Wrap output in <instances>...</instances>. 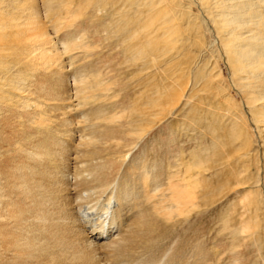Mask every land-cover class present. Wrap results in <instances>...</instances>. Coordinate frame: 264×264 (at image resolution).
I'll use <instances>...</instances> for the list:
<instances>
[{
	"label": "bare ground",
	"instance_id": "obj_1",
	"mask_svg": "<svg viewBox=\"0 0 264 264\" xmlns=\"http://www.w3.org/2000/svg\"><path fill=\"white\" fill-rule=\"evenodd\" d=\"M88 1H84V2L87 3ZM97 1H99V0H97ZM117 1H119V0H117ZM117 1H115V2H117ZM150 1H153V0H150ZM199 1H200V4L205 7L204 9H205L208 17H211L214 20L216 28H217L218 32L220 33L219 38L221 39V43L223 44L222 48L224 49V51L226 53L225 57H227L228 60H230L233 63L232 66H233L234 70H233V73H231V74H233V76L234 75L236 76L238 73L239 74L241 73V75H245V77H242V76L239 77V83H237V84H239V86L242 87L241 91L243 92L242 98H243L244 104H246L247 107L249 106L250 108H251V106L255 107V109L258 111L256 113L257 115L255 113L254 114L256 115L255 120L257 121V123L261 124V129H259L260 127L258 128L256 126V128L254 127L251 130L260 132L259 133V136H260L262 133H264V0H199ZM29 2H28V0H0V264H182V262L179 261V258L172 257L173 256L172 250L174 248H178V246H177L178 244L174 243L173 246L170 247V249H168V250L165 249V247H167V241L168 240L163 241L166 239H164V238L162 239V236L164 235V234H162L164 225L160 221V219L161 218L165 219V223L166 222L169 223L173 219H175L177 217L186 216L189 213H191L192 211H194L196 208L201 207V205L199 203V194H200L199 188L202 186L203 180L200 178H197V175L200 174L201 163L200 162L199 163H196V162L190 163L189 167H188L189 171L186 174H184L182 176L179 175V173L174 174V176H172V177H170V176H169V178L167 177V181H163L162 179L160 180L158 178L159 176H152V175H150V171L145 170V173L141 174V175H144L145 177L140 176V178L142 177L144 179V181H143L144 182L143 183L144 191L142 192V194L134 192L133 191L134 189L132 190L133 185H130L129 180L126 179L125 177H123V175L121 174V168H122L123 162L128 161V160L132 159L133 157H135V155H133L134 154L133 151L138 146V143H136V141L138 140L137 138H141L142 136H144V130L145 129H143V128H146V127L140 126L135 121V123L140 126L139 129L135 128V130H133V131L130 130L131 133L130 132L128 133L127 131H125L126 134H121V130L119 128L115 127L116 123L114 124V126L113 125L111 126V125L105 124V121L107 120V122H110V123L113 121H120V122H124L126 124L125 121H122V113L120 114L118 112L116 114H113L112 117H110V118L109 117L104 118V116L106 115L105 113H102V112H104V106L98 105L97 102H96V104L98 106H96V107H91L90 105H88L93 101V100L91 101V98L94 97L92 94L87 95L89 90L95 92L97 90V88L99 89L102 87V89H105V87L103 88L104 81L108 78L105 75L110 73L112 69L107 70L105 72V71H103L102 67H106V66L108 67V65H105L103 63L108 62L109 60L107 61V59L105 60V59H103V57L98 58L96 56L98 54L97 53L98 51L97 52L91 51V53L87 57H93V58L97 57V60L94 59L91 61H87L86 63L80 64L79 67H77L78 66L77 65L75 76L71 79L70 75H69L70 73L68 74V71L72 68L73 63H74V59H71V61L69 63L71 68L68 70L67 69L68 64L66 65V63L64 61L65 59H63L62 53L59 51L58 46L56 47L57 44L54 43L53 37H51L50 33L48 32V30H46L47 28H45V26L42 22V19L40 16L41 14L37 10V1L31 0L32 5H29ZM50 2H51V0H50ZM64 2H66V1L64 0ZM72 2H73V0H72ZM130 2H131V0H130ZM157 2L159 3V6H160V3H164V4L168 5V0H158ZM191 2H192V0H191ZM88 3H90V2H88ZM123 3H121L120 5L122 6ZM142 3L145 4V2H142ZM142 3H141V5H142ZM158 3L156 6H155L156 3H154V6H153V7H158L157 10L160 9L158 6ZM87 4H84L85 7ZM133 4H135V3H133ZM147 4H148V6L151 5L150 2L149 3L147 2ZM187 5H189V4H187ZM194 6H196V5H194ZM127 7H128V5H127ZM153 7L151 6L150 10L153 9ZM162 7H164V5L161 6V8ZM76 8H78V7H76ZM131 8H133V10H137V8L139 9V7H137V8L131 7ZM134 8H136V9H134ZM141 8H143V7H141ZM147 8H149V7H147ZM64 9H65V7H64ZM116 9H118V8H116ZM116 9H114V10H116ZM166 9H168V8H166ZM177 9H180V8H177ZM146 10H148V9H146ZM150 10H148V11H150ZM101 11H103V9ZM152 11H154V10H152ZM164 11H165V9H164ZM164 11H163V15L164 14L167 15L166 12L164 13ZM188 11H190V10H188ZM84 12H86V11H84ZM84 12L82 11L81 13H84ZM88 12H89V10H87V13ZM137 12H138V14L140 13L139 11H137ZM143 12H144V10H143ZM129 13L132 14L131 12H129ZM148 13H146V16L151 14L150 12H148ZM160 13L161 12H159L158 14L161 15ZM119 14H120V12H119ZM144 14H145V12H144ZM99 15H101V14H99ZM133 15L134 14H132V18H133ZM181 16H182V18H184V16L182 14H181ZM110 17L112 18L111 15H110ZM122 17L120 16L121 19H122ZM142 17H140V19ZM154 17L158 18L156 16H154ZM147 18H143L144 21H142V19H141V21L144 23V25L142 24L140 32L143 30V33H142L143 35H144L145 31L146 32L148 31L147 33H149V28H150L149 26H151V24H152V23H145L146 22L145 19H147ZM108 19H110V18L108 17L106 19V21ZM121 19H120V22H121ZM130 19H131V17H129V20ZM134 19L141 23V21H139L140 20L139 17L138 18H137V16L134 17L132 19V21ZM151 19H153V16H151ZM176 19H179V18L176 17ZM67 20L68 19H66V21ZM76 20H78V19H76ZM101 20H102V17H101ZM165 20H168L169 22H171V18H167V19L165 18ZM172 20H174V18H172ZM103 21L100 23H103ZM177 21H180V20H177ZM149 22H150V19H149ZM156 22H157V19H156ZM169 22H167V23H169ZM195 22H194V26H195ZM107 23L111 24L112 21H111V23L110 22H107ZM114 23H116V22H114ZM127 23H128V21H127ZM137 23H134V24H136V26H137L138 25ZM157 23H159V22H157ZM178 23H176V24H178ZM104 24H106V23H104ZM124 24H126V23H124ZM164 24H165V22H164ZM198 24H199V22L197 23V25ZM65 25L67 26V24H65ZM65 25L59 24L58 28H54V29L57 30V32H58V29L63 28ZM86 25H87V23H86ZM96 25L97 24H95V26ZM116 25L114 24L113 26H116ZM159 25H160V23H159ZM179 25H181V24H179ZM179 25H177V27ZM106 26H107V24H106ZM134 26L135 25H133L132 27H134ZM140 26H141V24H140ZM126 27H125V31H127ZM100 28H101V26H100ZM158 28H160V27H158ZM158 28L157 29L155 28V29L158 30ZM170 28H173V30H171L172 32L175 31V29L177 30L176 26H174V27L170 26ZM170 28L169 29L166 28L165 31L162 30V29H164V28H162L161 31H163L164 33L160 31L161 34H159V35H162V33H163V38L166 39V43L169 41V38L171 40ZM178 28H180V27H178ZM71 29H73V27ZM105 29H106V27H105ZM138 29H139V27H138ZM197 29H199V28H197ZM98 30H100V29L98 28ZM93 31H95V29ZM111 31H112V29H111ZM131 31H132V29H131ZM179 31L180 30L178 29L177 33ZM122 32L124 34L123 30H122ZM135 32L136 31H134V34H135ZM151 32H150V34L146 33V36H149V38L145 37L146 39H148L145 41H150V43L154 42V41H151L152 39H155ZM183 32H184V30H183ZM120 33H121V30H120ZM196 33L197 32H195V34ZM198 33H201V31ZM128 34H130V33H128ZM175 34L176 33H174V35ZM207 34H205V35H207ZM143 35H142V37L144 38ZM171 35H173V34H171ZM217 35H218V33H217ZM68 36H69V34H68ZM132 36H133V38H135L133 34H131V37H129V36L128 37L132 38ZM176 36H178V39H179V36H181V35L177 34ZM175 37H174V39L177 38V37L176 38ZM207 37H209V36H207ZM76 38H78V37H76ZM140 38L138 40H140ZM188 38H189V35H188L187 39ZM202 38L200 37L198 39H202ZM68 39H70V38H68ZM178 39H177V41L172 40L173 43L175 42V44H176V42H178L179 40H182V39H179V40ZM216 39H218V38H216ZM210 41H212V40L210 39ZM57 42H59V41H57ZM87 42H89V41H87ZM123 42L124 41H122V43ZM128 42H130V40ZM155 42L157 43V41H155ZM182 42H180L181 45H183ZM203 42L205 43L206 41H202V43ZM99 43H100V41H99ZM160 43L162 44V46H165V47L170 46V45L168 46V44L164 45L162 42H160ZM168 43H170V42H168ZM175 44H174V46L177 47V45L179 43L177 45H175ZM81 45H83V44H81ZM81 45L77 43V40L76 41L74 40V42H71V43H69V42L64 43L63 42L64 48L63 47L62 48L65 50V53H67V52L70 53L71 50H76V49L80 48ZM85 45H89V44H85ZM202 45L200 47H202L204 49L203 46H205V45H203V46ZM218 45H220V43ZM92 46L94 47L95 45H92ZM162 46L160 47V49L162 48ZM174 46H172V47H174ZM143 47H144V45H143ZM149 47L150 46H148V48ZM95 48L96 47H94V49ZM153 48L154 47H152V50H153ZM202 48H200L201 52L203 50ZM85 49L89 50L87 47H85ZM91 49H93V48L91 47ZM131 49L133 50V48H131ZM197 49H198V47H197ZM212 49H214V48H212ZM218 49L219 48H217V50ZM60 50H61V48H60ZM87 50H85V52ZM154 50H155V48H154ZM125 52H126V50H125ZM161 53H163V52H161ZM166 53L167 52L165 50V54ZM77 54H79V52ZM114 54L112 56H114V58H115L116 54L115 55ZM181 54H183V53H181ZM199 54H200V52H199ZM122 55H124V54H122ZM98 56H100V55L98 54ZM102 56H104V55L102 54ZM110 57H111V54H110ZM119 57H121V56H119ZM168 57H169V55H168ZM162 58H164V57H162ZM165 58H167V57H165ZM144 59L146 61V58H144ZM177 59L179 60V58H177ZM197 60H196V62H197ZM227 63H228V61H227ZM26 64H28V66ZM112 64H113V62H112ZM213 65H214V63H213ZM207 66L208 65H206V67ZM28 67H30V69H32L33 73L35 72L37 74V76H36L37 78L35 79L36 82L34 81L36 83L35 84L36 88H35V90L32 91V93H30V89L24 90V88L22 87V86L28 87L30 85L29 84V82H30L29 77L30 76L28 77L29 74L25 73V70L27 71ZM215 67L218 68V66H215ZM141 69H142V67H141ZM159 69H161V68H159ZM214 69H216V68H214ZM180 70H182V68ZM195 70H196V68H195ZM152 71L154 72L155 70L153 69L149 72L153 73ZM28 72L31 73L30 71H28ZM94 72H95V74H94ZM35 73H34V75H35ZM211 73H213V72H211ZM184 75H186V74L184 73ZM103 76H105L106 78H103ZM108 76L110 78L112 77V75L111 76L108 75ZM169 76H170V73H169ZM195 77H196V75H195ZM149 78L151 79V76ZM176 78H178V77H176ZM202 78H203V76H202ZM31 80H32V78H31ZM115 80L116 79H114V81ZM244 80H246V81H244ZM109 81H110V79H109ZM211 81H213V80H211ZM143 82L144 81H142L141 83H143ZM167 82L169 83V81H166L165 84ZM216 82H217V79H216ZM231 82H233V81H231ZM114 83H116V82H113V84ZM163 83H164V81H163ZM153 84H154V86L156 85V83H153ZM174 84H176V83H174ZM69 85L71 87H69ZM120 85H118V86H120ZM149 85H147V87H149ZM166 85H169V84H166ZM144 86H142V88ZM186 86L179 85V88L174 91V95L171 93V89H169L170 92L168 90V92L173 95L172 96L170 94V98L172 97L171 99L174 101V103L176 105L178 102H180V100L182 98L187 97L185 94L186 93ZM155 87H156V91H158V90L161 91V89H157L158 85ZM162 87H164V86L162 85ZM233 87H235V86H233ZM70 88H74V90L71 89V91H70ZM215 88L219 89V87H215ZM117 90H115V92ZM153 90H155V89H153ZM203 90H205V89H203ZM221 90H222V88H221ZM23 91H24V93L27 92V94L26 93L24 94ZM124 91H126V90H124ZM141 91H143V89ZM156 91H154V92L156 93ZM197 92H198V90H197ZM145 93H147V92H145ZM158 93H159V91H158ZM112 94H114V92H112ZM122 94H124V93H122ZM151 94H153V93H151ZM226 94H227V92H226ZM33 95H35V96H33ZM146 95L148 97L149 94H146ZM159 95L160 94H158L157 96H159ZM163 95H166V93H164ZM199 95H201V93ZM167 96H169V94H167ZM209 96L210 95H208L207 97H209ZM218 96L219 95H217V97ZM150 97H152V96H150ZM212 97H213V95H212ZM111 98H110V100H111ZM121 98H123V96ZM159 98H161V96ZM165 98L166 97H164V99H162V100L165 101L166 100ZM167 98H169V97H167ZM228 98L229 97H227V100H229ZM232 98H233V96H232ZM199 99H201V98H199ZM223 99H225V98H223ZM102 100H104V99H102ZM143 100H145V99L143 98ZM155 100H156V98H155ZM167 100L169 101V99H167ZM211 100H210V102H211ZM120 101H121V99H120ZM200 101H202V99ZM200 101H198L199 104H200ZM206 101H208V100H206ZM75 102H77L76 104H77V107H79V109L84 108V107L86 108V106L91 107L90 110H88V112L85 113L84 117L82 118L84 120L81 122H78L79 125L76 123L77 127L74 126L73 118H72V111L74 110V107H76V106H74ZM112 102L114 104V101H112ZM140 102H141V100H140ZM158 102L159 101L153 102V100H152L151 101V107L153 108L152 104H154V107H155V108H153L154 111H152V108L150 110H149V108L148 109L146 108L149 111H147L148 113L146 112L147 114H143V116L147 115L146 118L145 117L144 118L147 122H149V124H150L149 126H151V123H153V122H151V120H152L151 117L152 118H154L155 116L158 117L159 114L161 115L160 112L162 111V113H163V110H165V106L162 105V104H165V102H162V103L161 102L158 103ZM210 102H209V104H210ZM221 102H222V100H221ZM122 104H123V102H122ZM131 104H132V102H131ZM157 104H159V105H157ZM175 104H173V105H175ZM201 104H203V102H201ZM204 104H205V101H204ZM240 104H241V101H240ZM101 105H103V104H101ZM118 105H120V104H118ZM165 105L169 107V105H167V102ZM190 105H191V102H190ZM94 106H95V104H94ZM158 106L159 107L161 106L162 108L160 107L161 109L157 111ZM224 106L227 110L228 106H227V104L225 105V102H224ZM115 107H112V109ZM122 108H125V107H122ZM169 109H170V107H169ZM212 109H213V107H212ZM206 110H208V108ZM142 111L144 112V110H142ZM166 111L168 114L167 109H166ZM171 111H172V109L170 110V112ZM188 112H189V110H188ZM12 113H15V115H13ZM213 113H214V110H213ZM82 114H84V112ZM138 114L139 113H137V115ZM141 114L142 113H140L139 115H141ZM165 114H166V112H165ZM193 114H194V112H193ZM199 114H200L199 116L201 117L202 113H199ZM90 115H96V118L100 119L99 123H97L95 120H94L95 122H93ZM196 115H198V114H196ZM77 116H81V115H77ZM127 116H129V115H127ZM127 116H125V117H127ZM75 117H76V115H75ZM89 117H90V119H89ZM134 118H133V120H134ZM184 118H186V117H184ZM197 119L200 120L199 118H197ZM197 119H196V122H197ZM133 120H132V123H134ZM154 120H156V119L154 118ZM191 120H189V121H191ZM159 121H160V119H159ZM124 123H122V125ZM130 123L127 122V125L129 124V127H130ZM154 123H155V121H154ZM81 124H83L84 126L82 125V127H81L80 126ZM228 124H230V123H228ZM132 125H131V127H132ZM195 125H197V124L195 123ZM200 125H198V126H200ZM245 126L246 127L250 126L249 120H248V122L245 121ZM129 127H128V130H129ZM131 127H130V129H131ZM154 127H156V124ZM229 127H231V125ZM120 128H121V126H120ZM124 128H126V127H124ZM206 129H208V128H205V130ZM125 130H127V129H125ZM248 131H247V134H248ZM76 136H78V137H76ZM260 137H262V135ZM75 138H79L78 142H77V140H75ZM146 140H147V138H146ZM263 145H261V146L264 147ZM251 147H253L252 143H251ZM253 149L255 150V148H253ZM247 150H248V148H247ZM263 151H264V149H263ZM248 152H249V150H248ZM240 153H241V149H240ZM246 154L247 153H245V155ZM252 154L254 157V152ZM144 156H145V154H144ZM241 158H243V155ZM241 158H240V160H241ZM246 159H248V158H246ZM249 159L250 160H248V162L251 161V158H249ZM257 160L258 159L255 160V158H254L255 162ZM235 161H237V160L235 159ZM245 161H247V160H245ZM245 161H240V162H245ZM245 164H247V163H245ZM255 166H256V164L254 165V167ZM258 166H260V164ZM261 167L263 168V166H261ZM245 170H244V173H245ZM241 172H239V173H241ZM249 175H250V171H249ZM250 177H249V179H250ZM123 181L125 183H123ZM132 181H134V179ZM215 181H217V180H215ZM250 181H251V179H250ZM131 184H133V182H131ZM249 184H250V182H249ZM250 185H249V187H251ZM164 186H165V188H164ZM135 189H136V187H135ZM232 189H234V188H232ZM232 189H230V190H232ZM259 190H261V189H259ZM247 192H248V190H247ZM262 192H264V191H262ZM240 193H241V191H240ZM238 194H237V196H238ZM251 194H253V193H251ZM242 195H241V197H243L242 204L244 205L243 216H245L246 212H248L247 206L245 205V202L250 200V194H248V195L246 194L245 196H242ZM142 196L145 199V203H148L147 206H145V204H143V201L140 202V199ZM225 197H226V195H225ZM238 202H240V201H238ZM207 203H208V201H207ZM249 205H250V203H249ZM233 206H235V205H233ZM229 207H231V205ZM229 207H228V209H229ZM83 208H85V210ZM258 211H259V209H258ZM225 217H227V216H225ZM261 217H262V215H261ZM253 218H255V217H253ZM226 222H227V220H226ZM252 222H253V220H252ZM225 227H226V225H225ZM225 227H224V229H225ZM224 229H222V230H224ZM249 229H250V227H249L248 223L244 221V223L242 224V229H240L242 231V234H247L246 236H248ZM227 231H229V230H227ZM221 232L222 231H220L219 233H221ZM233 238H234V235L230 240H232ZM247 238H246V240H248ZM249 238H251V237H249ZM257 238H259V237H257ZM226 241H228V240H226ZM163 249H165V252H162V254H160V255L158 254L159 256L158 255L156 256V254H155L156 251H162ZM195 249H198V246H196ZM199 253L200 254H197V252H196L194 259L195 258H197V259H196L195 263H192V264H221V262H222V258H219V257H216V258L213 257L212 258V256L209 257L208 252L202 253L200 251ZM228 254H229V252H228ZM231 255H232V253H231ZM231 255L229 254L227 256H231ZM188 257H189V254H188ZM229 264H239V261L236 260V261L229 263Z\"/></svg>",
	"mask_w": 264,
	"mask_h": 264
},
{
	"label": "rangeland",
	"instance_id": "obj_2",
	"mask_svg": "<svg viewBox=\"0 0 264 264\" xmlns=\"http://www.w3.org/2000/svg\"><path fill=\"white\" fill-rule=\"evenodd\" d=\"M36 1H37V10L41 14L40 16H41L42 22H43L45 28H47L46 30H48L51 37H53L54 43L57 44L56 47L58 46L59 51L62 53L63 59H65L64 61H65L66 65L68 64L67 65L68 70L71 68L69 65L71 59H74L73 66L71 68L72 70L70 69L68 71V74L70 73L69 75H70L71 79L75 76L76 69H77V67H79L80 64L86 63L87 61H91L94 59L97 60V57L98 58L103 57V59H105V60L107 59V61L109 60L108 62L103 63L105 65H108V67L107 66L102 67L103 71H105V72L107 70L112 69L111 70L112 73L110 72L107 75H105L108 77L104 81L103 88L105 87V89H102V87L99 89L97 88V90L95 92L89 90L87 95L92 94L94 97L91 98V101L92 100L93 101L88 105H90L91 107H96L98 105L104 106V112H102V113L106 114L104 116V118H108V117L110 118V117H112L113 114H116L118 112L120 114L122 113V121H125L126 124L124 122H120V121H113L111 123L107 122V120L105 121V124L111 125V126L112 125L114 126V124L116 123L115 127L119 128L121 130V134H126L125 131H127L128 133L129 132L131 133V131L135 130V128L139 129L140 126L146 127V128H143V129H145L144 130V136H142L141 138H137L138 140L136 139L137 140L136 143H138V146L133 151V153H134L133 155H135V157H133L132 159H130L128 161L123 162L122 168H121V174L123 175V177H125L126 179L129 180L130 185H133L132 190L134 189L133 190L134 192L142 194V192L144 191V188H143L144 179L142 177H145V176L141 175V174L145 173V170L150 171V175L159 176L158 178L160 180L162 179L163 181H167V177L168 178H169V176L172 177V176H174V174L179 173V175H181V176L186 174L189 171L188 167H189L190 163H192V162H196V163L200 162L201 163L200 174L197 175V178H200L203 180L202 186L199 188V193H200L199 194V203H200L201 207L196 208L194 211H192L191 213H189L186 216L177 217L169 223H167V222L165 223V219H162V218L160 219V221L164 225L163 233H162V234H164L163 235L164 237L162 236V239L163 238L166 239L163 241L168 240L167 241V247H165V249L166 250L170 249V247H172L174 243L178 244L177 245L178 248H174L172 250V253H173L172 257L179 258V261H181L182 264L195 263V261L197 259V258L194 259L196 252H197V254H200L199 253L200 251L202 253L208 252L209 257L212 256V258L213 257L214 258H216V257L222 258L221 264H227V263L229 264V263H232L236 260L239 261V264H264V234H263L264 233V211H263L264 210V203H263L264 202V192H262V191H264V170H263L264 169V151H263L264 147L261 146L264 144V133H262L261 134L262 137H260L261 136V135L259 136L260 132L251 130L254 127L256 128V126L258 128L260 127L259 129H261V124L257 123V121L255 120V116L257 115L256 113L258 112L255 109V107L251 106V108H250L249 106L247 107V105L244 104L243 98H242L243 92L241 91L242 87H240L239 84H237V83H239V77H241V76L245 77V75H241V73L240 74L238 73L236 76L235 75L233 76V74H231V73H233V70H234V68L232 66L233 63L230 60H228L227 57H225L226 53H225L224 49L222 48L223 44L221 43V39L219 38L220 33L218 32V30L216 28L214 20L211 17H208V15L206 14V11L204 9L205 7L200 4V1L199 0H192V2H191V0H180V1L179 0H168V5H166L164 3H160V6H159V3L157 2L158 0H153V1H150V0H133L132 1L131 0V2H130V0H127V1L126 0H119V1H117V0H99V1H97V0H89V1L84 0V1L90 2V3L87 2L88 4L86 2H84L83 0H73V2H72V0H70V1L65 0L67 3L64 2V0H59V1L58 0H54V1L51 0V2H50V0L49 1L48 0H36ZM115 1H117V2H115ZM28 2H29V5H32L31 0H28ZM142 2H145V4H143ZM147 2L148 3L150 2L151 5L148 6ZM153 2L156 3L155 6L158 3V6L160 8L159 10H157L158 7H153L154 6ZM121 3H123L122 6L120 5ZM133 3H135V4H133ZM141 3H142V5H141ZM84 4H87L86 7ZM187 4H189V5H187ZM127 5H128V7H127ZM163 5H164V7L161 8V6H163ZM194 5H196V6H194ZM151 6L153 7V9L150 10ZM64 7H65V9H64ZM76 7H78V8H76ZM131 7H136V8L139 7V9L137 8V10H133V8H131ZM141 7H143V8H141ZM147 7H149V8H147ZM116 8H118V9H116ZM136 8H134V9H136ZM166 8H168V9H166ZM177 8H180V9H177ZM102 9H103V11H101ZM114 9H116V10H114ZM146 9H148L150 11H148ZM164 9H165V11H164ZM87 10H89L88 13H87ZM143 10H144L145 14H144ZM152 10H154V11H152ZM188 10H190V11H188ZM82 11L83 12L86 11V12L81 13ZM137 11H139V12L141 11L140 12L141 14L140 13L138 14ZM147 11L151 13L150 15H148L149 17L146 16V13H148ZM163 11H164V13L166 12L167 15H165V14L163 15ZM119 12L121 15L119 14ZM129 12L134 14L133 18L137 16V18L139 17V19H140V17H142L144 15L141 18L142 21H144L143 18L148 17L147 19H145L146 20L145 23H152L151 26H149L151 28V29L149 28V33H147L148 31L147 32L145 31V33L143 35L142 34L143 30L140 32L142 24L144 25V23L141 21V19L139 20V21H141V23L136 21L135 19L132 21V19H133L132 14H130ZM159 12H161L160 13L161 15L158 14ZM180 13L184 16V18H182ZM99 14H101V15H99ZM110 15L112 16V18L110 17ZM120 16L121 17L123 16L122 19L120 18ZM151 16H153V19H151ZM154 16H156L158 18H155ZM101 17H102V20H101ZM108 17L110 19H108L106 21V19ZM129 17H131L130 20H129ZM160 17L161 18L163 17V18L161 19ZM176 17L179 19H176ZM75 18L78 20H76ZM165 18L166 19L171 18L172 23L168 21L169 19L165 20ZM172 18H174V20H172ZM66 19H68V20L66 21ZM120 19H121V22H120ZM149 19H150V22H149ZM156 19H157V22H159L161 26L159 25V23L156 22ZM116 20L117 21L119 20V21L117 22ZM177 20H180V21H177ZM102 21H103V23H100ZM111 21H112V23H111ZM127 21H128V23H127ZM197 21L199 22L198 25H197V23H198ZM107 22H110L111 24H109ZM114 22H116V23H114ZM164 22H165V24H164ZM167 22H169V23H167ZM175 22L176 23L179 22V23L176 24ZM194 22H195V26H194ZM86 23H87V25H86ZM104 23H106L107 26ZM124 23H126V24H124ZM134 23L138 24L137 26L139 27V29L136 26V24H134ZM59 24H62V25L67 24V26L66 25L64 27L62 26L63 28H59L58 32H57V30H55L54 28H58ZM95 24H97L96 25L97 27L95 26ZM114 24L115 25L117 24V25L113 26ZM140 24H141V26H140ZM179 24H181V25H179ZM133 25H135L136 27L135 26L132 27ZM177 25H179L178 27H180V28H178ZM100 26L102 29L100 28ZM124 26L126 27L127 31H125ZM170 26L171 27L176 26L177 30L179 29L180 31L177 33V30L174 28L176 31V32L173 31L174 33H176L174 35V33L171 31V30H173V28H170ZM70 27L71 28L73 27V29H71ZM105 27L107 30L105 29ZM158 27L164 28V29L161 28L164 31L166 30V28L167 29L170 28L171 34H173V35L170 34L171 40L169 38V41H168L170 43H168V42L166 43V39L163 38L164 32L161 31V29ZM98 28L100 30H98ZM110 28L112 29V31ZM155 28L156 29L158 28V30H156ZM197 28H199L200 30ZM94 29L96 32L93 31ZM131 29H132V31H131ZM120 30H121V33H120ZM122 30L124 31V34H123ZM183 30H184V32H183ZM134 31H136L135 34H134ZM160 31L163 32L162 35H159V34H161ZM200 31H201V33H198ZM150 32L152 33V35L155 38V39L151 40V41H154L151 43H150V41H145V40H148L146 38H149V36H146V33L150 34ZM195 32H197L196 33L197 35L195 34ZM128 33H130V34H128ZM217 33H218V35H217ZM68 34H69V36H68ZM131 34H133L136 39L133 38V36H132V38H129V37H131ZM141 34L144 36V38L142 37ZM177 34L181 35V36H179V39H182V40L178 39V36H176ZM205 34H207V35H205ZM188 35H189V38L187 39ZM199 36L201 38L202 37L203 38L198 39V38H200ZM207 36H209V37H207ZM76 37H78V38H76ZM174 37L176 39H174ZM68 38H70V39H68ZM139 38H140V40H138ZM209 38L212 41H210ZM216 38H218L219 40ZM177 39L180 42L183 41L182 42L183 45H181V43L179 41L176 42V44H175V42L173 43V41H177ZM74 40L75 41L77 40L78 44H80V45L83 44V45H81V47L76 49V50H71L70 53L69 52L65 53V50L63 49L64 48L63 42L64 43L65 42L71 43V42H74ZM129 40H130V42H128ZM57 41H59V42H57ZM87 41H89V42H87ZM99 41H100V43H99ZM122 41H124V42L122 43ZM155 41H157V43ZM202 41H206V42L202 43ZM160 42H162L164 45L168 44V46L169 45L174 46V44L177 45L178 43L179 44L177 45V47H175V46L174 47H172V46L171 47L170 46L165 47V46H162V44ZM201 43L205 46H203ZM219 43H220V45H218ZM85 44H89V45H85ZM92 45H95L94 47H96V48L94 49V47ZM143 45L145 48L143 47ZM147 45L150 46L149 47L150 49L148 48ZM201 45L204 47V49L202 47H200ZM161 46H162V48L160 49ZM85 47H87L89 50L85 49ZM91 47L94 50L91 49ZM152 47H154L157 52L154 50V48L152 50ZM197 47H198V49H197ZM60 48L62 51L60 50ZM131 48H133V50ZM200 48L203 49L202 52H201ZM212 48H214V49H212ZM217 48H219V49L217 50ZM85 50H87V51L85 52ZM125 50H126V52H125ZM165 50L167 52L166 54H165ZM91 51H95V52L98 51L97 53L100 56H98V54H97L96 55L97 57L95 56L96 58L87 57L91 53ZM78 52H79V54H77ZM161 52H163V53H161ZM199 52H200V54H199ZM84 53L85 54L87 53V54L85 55ZM114 53L116 54L115 58H114V56H112ZM181 53H183V54H181ZM102 54L104 56H102ZM110 54H111V57H110ZM122 54H124V55H122ZM168 55H169V57H168ZM119 56H121V57H119ZM162 57H164V58L167 57L168 59L167 58L164 59ZM144 58H146V61ZM177 58H179V60ZM196 60H197V62H196ZM227 61H228V63H227ZM112 62H113V64H112ZM213 63H214V65L216 64L215 66H218V68L215 67L213 65ZM28 64H26V65L28 66ZM206 65H208L207 66L208 68L206 67ZM140 66L142 67V69ZM159 68H161V69H159ZM181 68L183 71L180 70ZM195 68H196V70H195ZM214 68H216V69H214ZM153 69L155 70L154 72L152 71L153 73L149 72ZM28 71H30L31 73H29ZM211 72H213V73H211ZM25 73L29 74L28 77L30 76L29 77L30 80L28 79L30 81L29 82L30 85L28 87H24V86H22V87L24 88V90L30 89V93H32V91L35 90V88H36V85H35L36 80L35 79L37 78L36 77L37 74L34 72L35 73V75H34L32 69H30V67H28L27 71L25 70ZM169 73H170V76H169ZM184 73L186 75H184ZM94 74H95V72H94ZM194 74L196 75V77ZM108 75H110V76L112 75V77L110 78ZM105 76H103V78H106ZM150 76H151V79L149 78ZM202 76H203V78H202ZM176 77H178V78H176ZM31 78H32V80H31ZM109 79H110V81H109ZM114 79H116V80L114 81ZM216 79H217V82H216ZM211 80H213V81H211ZM142 81H144V82L141 83ZM163 81H164V83H163ZM166 81H169V83L168 82L166 83L169 85L165 84ZM231 81H233V82H231ZM244 81H246V80H244ZM113 82H116V83L113 84ZM153 83H156L155 86L158 85L157 89H161V91L158 90L159 93H158V91H156V87L154 86ZM174 83H176L178 86ZM118 85H120V86H118ZM144 85L146 87H147V85H149V87L146 88ZM162 85L164 87L165 86L166 87L164 88V87H162ZM179 85H181V86L187 85L186 86V93H185L187 97L182 98L180 100V102L177 101L178 103L176 105L174 103V101L171 99L172 97L170 98V94L172 93L174 95V91L179 88ZM142 86H144V87L142 88ZM233 86H235V87H233ZM69 87H71V86L69 85ZM215 87H219V89L215 88ZM141 88L143 89V91H141L142 90ZM221 88H222V90H221ZM71 89L74 90V88H70V91H71ZM148 89L149 90L151 89V90L149 91ZM153 89H155V90H153ZM169 89H171V93H169L170 92ZM203 89H205V90H203ZM115 90H117V91L115 92ZM124 90H126V91H124ZM168 90H169V92H168ZM197 90H198V92H197ZM154 91H156V93ZM112 92H114V94H112ZM145 92H147V93H145ZM199 92L201 93V95H199L200 94ZM226 92H227V94H226ZM23 93H24V91H23ZM25 93L27 94V92H25ZM122 93H124V94H122ZM151 93H153V94H151ZM164 93H166V95H163ZM146 94H149L148 97ZM158 94H160V95L157 96ZM167 94H169V96H167ZM211 94L213 95V97ZM208 95H210V96L207 97ZM217 95H219L218 96L219 98L217 97ZM33 96H35V95H33ZM122 96H123V98H121ZM150 96H152V97H150ZM160 96H161V98H159ZM232 96H233V98H232ZM164 97H166L165 101L162 100V99H164ZM167 97H169V98H167ZM198 97L201 98L202 101H200L201 99H199ZM227 97H229L228 98L229 100H227ZM110 98H111V100H110ZM143 98L145 100H143ZM155 98H156V100H155ZM223 98H225V99H223ZM102 99H104V100H102ZM120 99H121V101H120ZM167 99H169V101ZM140 100H141V102H140ZM152 100H153V102H155V101H159L161 103L165 102V104L167 102V105H169L170 109L165 104H162L165 106V110H163V113L161 111L160 112L161 115L159 114L158 117L157 116L154 117L156 120H154V118L151 117V119H152L151 122H153V123L150 122L151 126H149L150 125L149 122H147L145 120L147 115L143 116V114H147L148 113L147 111H149L152 108L151 107V101ZM203 100L205 101V104H204ZM206 100H208V101H206ZM210 100H211V102H210ZM221 100H222V102H221ZM239 100L241 101V104H240ZM112 101H114V104ZM198 101H200V104ZM96 102L98 105L96 104ZM122 102H123V104H122ZM131 102H132V104H131ZM190 102H191V105H190ZM201 102H203V104H201ZM209 102L211 105L209 104ZM224 102H225V105L227 104V106H228V107L226 106L227 110L224 106ZM76 103L77 102H75V104H74V106H76V107H74V110L72 111L73 124L75 127H77L78 122H81L84 120L82 118L84 117L85 113H87L88 110H90V108H91L90 106H86L87 109L85 107L79 109V107H77ZM94 104H95V106H94ZM101 104H103V105H101ZM118 104H120V105H118ZM173 104H175V105H173ZM157 105H159V104H157ZM152 106H153V108H155L154 104H152ZM112 107H115V108L112 109ZM122 107H125V108H122ZM160 107L158 106L157 111L162 108V107L161 108ZM212 107H213V109H212ZM146 108L147 109L149 108V110H147ZM153 108H152V111H154ZM207 108H208V110H206ZM166 109L168 110V114H167ZM171 109H172V111L170 112ZM142 110H144V112ZM188 110H189V112H188ZM213 110H214V113H213ZM83 112H84V114H82ZM165 112H166V114H165ZM193 112H194V114H193ZM137 113H139V114L142 113V114L137 115ZM199 113H202L201 117L199 116L200 115ZM12 114L15 115V113H12ZM126 114L129 115L130 117L127 116ZM196 114H198V115H196ZM75 115H76V117H75ZM77 115H81V116H77ZM125 116H127V117H125ZM90 117H91L93 122L96 121L97 123H99L100 119H97L96 115H90ZM90 117H89V119H90ZM184 117H186V118H184ZM133 118H134V120H133ZM158 118L160 119V121ZM197 118H199L200 120H198ZM196 119H197V122H196ZM132 120L134 121V123H132ZM189 120H191V121H189ZM248 120H249L250 126L246 127L245 121L248 122ZM135 121L140 126L138 124H136ZM154 121H155V123H154ZM127 122L128 123L131 122L130 127L132 124L134 126L132 125V127L130 129L129 124L127 125ZM122 123H124V124L122 125ZM195 123L197 125H195ZM228 123H230V124H228ZM155 124H156V127H154ZM82 125L83 124H81L80 126L82 127ZM126 125L129 127V130H128V127ZM198 125H200V126H198ZM230 125H231V127H229ZM120 126H121V128H120ZM124 127H126V128H124ZM205 128H208V129L205 130ZM125 129H127V130H125ZM247 131H248V134H247ZM76 137H78V136H76ZM146 138H147V140H146ZM75 140H77V142H78L79 138H75ZM251 143H252L253 147H251ZM247 148H248L249 152H248ZM253 148H255V150ZM240 149H241V153H240ZM243 151L247 154L245 155V153ZM253 152H254V157L252 154ZM143 153L145 154V156ZM242 155H243V158H241ZM240 158H241V160H240ZM246 158H248V159H246ZM249 158H251L250 162H248V160H250ZM254 158H255V160L258 159L256 161L257 163L254 161ZM235 159L237 161H235ZM245 160H247V161H245ZM240 161H245V162H240ZM245 163H247V164H245ZM255 164H256V166L254 167ZM259 164H260V166H258ZM261 166H263V168ZM244 170H245V173H244ZM249 171H250V175H249ZM239 172H241V173H239ZM140 176H142V177L140 178ZM249 177H250L251 181H250ZM133 179H134V181H132ZM215 180H217V181H215ZM131 182H133V184H131ZM249 182L251 185L249 184ZM123 183H125V182L123 181ZM249 185L251 187H249ZM135 187H136V189H135ZM164 188H165V186H164ZM232 188H234V189H232ZM230 189H232V190H230ZM259 189H261V190H259ZM239 190L241 191V193L243 195L240 193ZM247 190H248V192H247ZM251 193H253V194H251ZM237 194H238V196H237ZM246 194L247 195L250 194V200L245 202V205L247 206L248 212H246L245 216H243L244 205L242 204L243 197H241V195L245 196ZM225 195H226V197H225ZM259 195L260 196L262 195L261 196L262 198ZM142 201H143V204H145V206H147L148 203H145V199L143 196L140 199V202H142ZM207 201H208V203H207ZM238 201H240V202H238ZM249 203H250V205H249ZM230 205H231V207H229ZM233 205H235V206H233ZM228 207H229V209H228ZM83 209L85 210V208H83ZM258 209H259V211H258ZM261 215H262V217H261ZM225 216H227V217H225ZM253 217H255V218H253ZM226 220H227V222H226ZM252 220H253V222H252ZM244 221L247 222L249 227H250L249 232H248V236H246L247 234H242V231L240 230V229H242V224L244 223ZM225 225H226V227H225ZM224 227H225V229H224ZM222 229H224V230H222ZM227 230H229V231H227ZM220 231H222V232L219 233ZM233 235H234V238L232 240H230L233 237ZM256 236L259 238H257ZM249 237H251L252 239ZM246 238L248 240H246ZM226 240H228V241H226ZM196 246H198V249H195ZM165 249H163L162 251H156V253H155L156 256L158 254L159 255L162 254V252H165ZM228 252L230 255L232 253V255L234 257L232 255L227 256V255H229ZM188 254H189V257H188Z\"/></svg>",
	"mask_w": 264,
	"mask_h": 264
}]
</instances>
